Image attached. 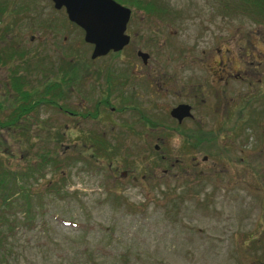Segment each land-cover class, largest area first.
I'll return each mask as SVG.
<instances>
[{"label": "rangeland", "instance_id": "374dc122", "mask_svg": "<svg viewBox=\"0 0 264 264\" xmlns=\"http://www.w3.org/2000/svg\"><path fill=\"white\" fill-rule=\"evenodd\" d=\"M143 2L124 3L132 16L130 42L90 58L91 44L62 7L51 0H0V54L12 51V59L0 62V116L8 110L13 65L26 87L67 76L68 65L78 78L59 99L75 116L43 104L21 126L0 129V161L23 171L17 180L28 185L32 204L26 223L20 193L11 204L0 203L10 264H264V113L254 108L264 96L240 111L222 98L220 109L214 100L224 91L203 81L213 48L221 42L242 47L238 39L245 36L256 45L244 44L261 60L262 77L264 23L229 12L223 0H155L168 11L160 18L143 13ZM137 48L149 53L147 63ZM107 70L136 80L114 79L111 90ZM188 75L195 77L187 87ZM103 97L110 103L103 105ZM183 100L195 105L193 118L177 126L169 110ZM95 108L96 115H85ZM141 112L161 124L148 128L137 119ZM177 130L207 138L195 147V139ZM41 153L47 162L40 163Z\"/></svg>", "mask_w": 264, "mask_h": 264}, {"label": "trees", "instance_id": "16d2710c", "mask_svg": "<svg viewBox=\"0 0 264 264\" xmlns=\"http://www.w3.org/2000/svg\"><path fill=\"white\" fill-rule=\"evenodd\" d=\"M121 3H125L128 0H117ZM155 0H144V9L146 11L153 12L155 14L160 15L162 10L159 6L155 3ZM223 7L227 9L229 12L230 10H237V11H244L246 12L250 19L254 20L257 23H264V0H223ZM4 5L0 6V20L3 18L4 14ZM9 11V10H8ZM243 12V13H244ZM0 22V27H1ZM4 26V25H3ZM6 27V26H5ZM78 27V26H77ZM79 28V27H78ZM81 33L82 29L79 28ZM5 31L0 30V37H3ZM8 59H12V51L7 54ZM3 55L0 54V62L4 63L7 61ZM91 58V57H90ZM64 67V66H63ZM74 65L63 68V72L66 73L67 76H61L59 78H51L48 79L47 77L42 80L39 87H26V83L28 82L27 78L23 74L18 72V69L15 66H11L8 72V86L7 93L9 97L8 101V110L4 117L0 116V129L9 130L10 128H14L15 125L21 126V118L28 114L31 111L37 110L38 106L46 104L47 106H52L57 108L60 111H65V106L59 102V99L62 98V94L65 93L64 88L71 82L76 83L77 73L74 71ZM5 101L0 100V111L4 110V103ZM101 103L108 104L107 98H102ZM97 109L95 111L86 113L85 115L94 116L97 113ZM84 115V116H85ZM145 123L148 126H155L157 124H161L159 122H151L148 118H146ZM178 126V125H177ZM156 127V126H155ZM231 129V128H230ZM179 134H182L183 137L189 141L192 139L194 140L192 143L197 146L199 143H204L203 140L207 138L206 135L197 136V133H184L181 130H177ZM200 145V144H199ZM102 152L106 153L107 147L104 145H100L99 147ZM47 154L41 153L39 154L40 163L47 162L46 157ZM92 155V154H91ZM81 156L74 157L75 159L80 158ZM93 157V155H92ZM40 163L38 166H40ZM23 171L12 170L6 166H4L0 161V203L2 204H11L14 200V197L21 194L19 197L21 198V202L17 203L19 207L22 208L23 214L25 216L26 223L31 220V202L29 199L28 193V185L20 183L17 180V177L22 175ZM29 174V175H28ZM26 176L33 177L32 171L25 172ZM35 177V176H34ZM25 182V180H24ZM50 187L54 191H58L55 184H50ZM16 190V191H15ZM15 191V192H13ZM17 202V198H16ZM6 227L8 230L11 228V225L7 223ZM9 247V241L7 237L6 231H2L0 229V264H10L6 259V252Z\"/></svg>", "mask_w": 264, "mask_h": 264}, {"label": "flooded vegetation", "instance_id": "af4514ba", "mask_svg": "<svg viewBox=\"0 0 264 264\" xmlns=\"http://www.w3.org/2000/svg\"><path fill=\"white\" fill-rule=\"evenodd\" d=\"M61 7L64 10V7L63 6ZM145 12L147 14H152V15L155 14L150 11H144L143 13ZM161 12L162 13L159 15L158 18L162 16L163 17L167 16L166 15L168 13L167 10H162ZM131 19H132V16H131V11H130L129 16L125 23V28H124V31L129 36V40L125 45H123L119 50H116V51H120L131 40V36L128 30L130 27L129 24L131 22ZM259 39L263 41V44H264V36ZM248 40H249L248 36L238 39V41H243V44L240 45L242 47H239V45L235 46V44L230 45L229 42L228 43L226 42L218 43L213 48V51L207 57L206 66L209 69L207 70L209 74L207 76H204L205 79L203 77V81H205V84L206 83L208 84L207 81L209 82L214 81L219 91L220 89H222L224 93H228L229 95V96H226L224 93L222 94V92H218L219 97L218 96L215 97L214 103L217 102L216 107H220V109L222 108V98L224 101H226L227 104H232V109L240 111V110L249 109L254 102L253 100L256 99L255 98L256 96L258 95L264 96V78H263L264 74L262 77L258 76V73H259L258 66L261 63V60L254 57L253 50H249L247 45L244 46L245 42H247L246 44H251L252 47L256 48V45L253 42L249 43ZM138 50L144 51L140 48H137L135 49V55L139 57L141 63L143 64L147 63V60L149 58V53L147 51H144L146 52L145 60H144L141 55L137 54ZM109 52L112 53V50H109L106 53H109ZM203 52L204 50L202 49V53ZM102 55H98V56H102ZM96 57H93V58H96ZM103 76L104 77L111 76V79L106 81L107 85L109 86V89L111 90H112V85H114L112 84V81L114 79L119 80V81L123 79L127 81L126 83H131L136 80L135 77H130L126 74L121 73V71H108L107 70ZM131 76H134V75H131ZM194 77L195 76L193 75L187 76V79H186L187 87L192 84V78ZM196 77H197V82H196L197 86H203L202 80L199 79L200 76H196ZM144 82L147 83L148 79H144ZM114 83L119 84L118 81H114ZM176 83H179V80L175 79L174 84ZM194 84H195V81H194ZM238 84L240 85L238 86ZM199 93H201V91H199ZM228 100H233V102L228 103ZM201 101H203L202 98H201ZM181 102L188 103L190 105V110H193L192 108L195 107V105L191 101H188V100L179 101L176 104L181 103ZM128 107L131 108L130 106ZM123 108H125V106H123ZM254 108L256 111L259 110L264 113V101H260L259 107L258 108L254 107ZM109 109L111 110L114 109V106L109 105ZM63 112L69 115H72V116L76 115V113H74L73 110L68 109V107H65V111ZM184 118H193V116L192 115L184 116L180 121H178L176 118H174V120L177 122V125H178V123H181ZM137 119H139V121H142L143 124H146L145 123L146 118H145L144 113L142 112L139 113V116L137 117ZM155 126H148V128H155ZM263 144H264V133L262 135V151L264 153ZM160 156L162 159H165L164 154H161ZM201 158L204 159L205 155H202ZM121 173L125 174V171H122Z\"/></svg>", "mask_w": 264, "mask_h": 264}, {"label": "water", "instance_id": "95a60500", "mask_svg": "<svg viewBox=\"0 0 264 264\" xmlns=\"http://www.w3.org/2000/svg\"><path fill=\"white\" fill-rule=\"evenodd\" d=\"M55 8L64 7L67 18L83 30V40L91 43V58L107 51L119 50L129 36L124 31L130 8L116 0H51ZM137 54L145 60L146 52ZM169 114L180 121L192 115L188 103H178L170 108ZM155 147L157 146L154 144ZM264 150V144H263Z\"/></svg>", "mask_w": 264, "mask_h": 264}]
</instances>
